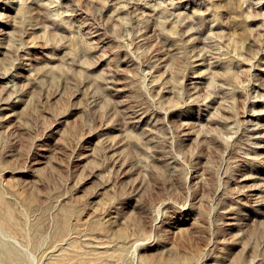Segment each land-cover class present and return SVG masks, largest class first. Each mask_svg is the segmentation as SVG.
Segmentation results:
<instances>
[{"label":"rangeland","instance_id":"374dc122","mask_svg":"<svg viewBox=\"0 0 264 264\" xmlns=\"http://www.w3.org/2000/svg\"><path fill=\"white\" fill-rule=\"evenodd\" d=\"M0 203V264H264V0H0Z\"/></svg>","mask_w":264,"mask_h":264},{"label":"bare ground","instance_id":"6f19581e","mask_svg":"<svg viewBox=\"0 0 264 264\" xmlns=\"http://www.w3.org/2000/svg\"><path fill=\"white\" fill-rule=\"evenodd\" d=\"M1 202H2V201H1ZM0 204H1V203H0ZM2 204H3V203H2ZM4 215H6V214H4ZM6 217H7V216H6ZM1 221H2V220H1ZM3 222H4V221H3ZM5 223H6V222H5ZM5 223H4V224H5ZM6 226H7V225H6ZM7 228H8V227H7ZM18 261H19V260H18Z\"/></svg>","mask_w":264,"mask_h":264}]
</instances>
